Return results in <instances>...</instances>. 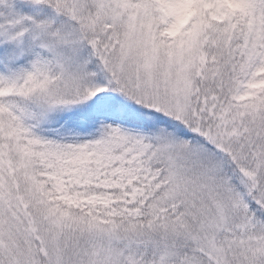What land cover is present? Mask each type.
Listing matches in <instances>:
<instances>
[{
    "label": "snow or ice",
    "instance_id": "1",
    "mask_svg": "<svg viewBox=\"0 0 264 264\" xmlns=\"http://www.w3.org/2000/svg\"><path fill=\"white\" fill-rule=\"evenodd\" d=\"M0 264H264V0H0Z\"/></svg>",
    "mask_w": 264,
    "mask_h": 264
}]
</instances>
